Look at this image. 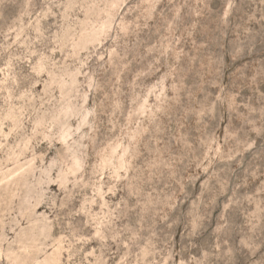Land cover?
I'll return each mask as SVG.
<instances>
[{
  "label": "rangeland",
  "instance_id": "rangeland-1",
  "mask_svg": "<svg viewBox=\"0 0 264 264\" xmlns=\"http://www.w3.org/2000/svg\"><path fill=\"white\" fill-rule=\"evenodd\" d=\"M0 264H264V0H0Z\"/></svg>",
  "mask_w": 264,
  "mask_h": 264
}]
</instances>
